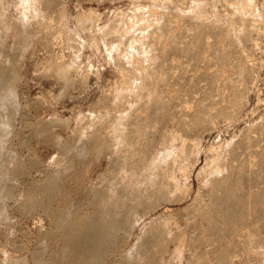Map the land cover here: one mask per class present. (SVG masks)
Wrapping results in <instances>:
<instances>
[{
    "label": "bare ground",
    "instance_id": "obj_1",
    "mask_svg": "<svg viewBox=\"0 0 264 264\" xmlns=\"http://www.w3.org/2000/svg\"><path fill=\"white\" fill-rule=\"evenodd\" d=\"M60 1L43 0V7L39 6L40 12L35 11L39 12L38 18L42 14L44 17L42 16L41 19L47 22L44 35L48 44L57 40L54 30L51 29V22L55 19L53 12L56 13L57 10L58 13L59 10L58 14L65 13L60 7L62 6ZM165 2L170 3V6L160 9L161 13L157 11L162 7L156 6L157 9L153 8L156 11L150 7V11L153 12L144 14L142 12L145 6L139 5L143 10L141 7L132 10L131 7V11L129 9L131 14L128 13L129 16L127 14L126 22L122 18L126 24L120 22L121 19L113 18L114 21L106 25L105 31L109 37L107 43L110 41L111 45L113 44L112 47L107 46L111 47L110 57L113 56L111 61L113 64L118 62H116L118 65L115 64L119 68L114 65L119 69L117 71L121 72L124 82L121 79L123 83L120 86L115 85L117 89L113 91L114 93L111 88L107 89L110 90L107 93L103 90L105 93H101L102 96L99 92L100 98L97 99L98 101L95 100V103L97 101L95 121L91 123L93 128H89V131L92 129L91 133L86 132L84 126L86 124L78 123L77 129L69 134L68 142L64 143L60 136L53 141L58 150L55 154H60L57 157L61 159L71 153L84 157L85 151L93 148L94 150L96 148L97 154L102 150V155L108 153L105 160L109 166L107 170L112 176H109L111 179L105 181L104 179L107 178L105 177L96 184L82 187V201L78 200L79 202L74 203L77 197L74 193L83 184L75 183L76 187H74L71 181L72 175H69L70 177L62 175L61 169L64 168L56 167L61 164L62 160L59 158L60 162L56 158L58 164L55 162L54 168L47 165V168L50 166L47 169L42 165L43 169H38L40 172H34L35 174L30 176L32 180L29 181V186L27 184L29 194L24 202H28L26 204L30 209L42 207L43 212H49L53 217L50 224L61 232L56 233L57 236L52 234L59 239V244L58 246L55 244V248L51 249L50 254L48 253L49 261L44 262L45 258L42 259L44 254H40L41 250L44 252L47 249L43 251L37 248V251H40H33L36 252L35 258L33 257L34 263L106 264L108 261L117 260L120 264H160L172 244L182 247L184 240H187L185 236L181 237L180 231L177 233L171 231L172 226L169 223L173 211L165 214L173 209L166 206L168 203H182L192 197L193 190L190 188L193 184L190 181L192 175H195L199 183L196 190L198 192L196 195L193 194L194 198L189 208L183 206L184 212L188 210L186 216L183 213L185 216L183 222L182 215L181 219L180 215L177 216L178 221L180 219L183 225L180 229H194L199 232L200 235L196 237L190 236L192 237L190 243H194L192 244L194 248L209 245L213 249L204 252L202 250V254L193 251L195 253L193 257L200 259L202 257L205 260V257L211 253L214 254L213 258L205 260V264H234V251L239 248L237 247L240 245L239 237L244 234L239 229H260L258 227H261L260 223L264 221V110L260 111L262 113L258 116L256 112L261 109H258L260 103L264 102L263 96L261 97L263 91L259 87V82H264V16L258 8L259 2L258 0H191V4L189 3L187 7L186 0H165ZM261 5L264 11V2ZM138 10L141 12L138 13ZM118 12L120 15V11ZM4 16L3 6L0 4V50L7 46L3 35L10 30L4 23ZM81 17L89 22L93 21V19L90 21L91 13L83 14ZM78 18L80 21V17ZM28 23L26 22L27 25ZM23 25L24 23L18 25V40L29 33L25 29L23 31L25 28ZM32 26L35 28L36 25ZM28 27L26 26V29ZM32 30L30 29L31 34L34 32ZM136 30L141 32L138 37L146 45H144L145 49L142 45V49L144 53L149 54L151 62L148 61V57L145 58L147 55L144 53L142 55L145 61L141 58L144 62L129 59L123 54L125 48L120 46L128 45L129 49L131 40L136 37L137 33L134 34ZM35 31L37 33L38 30ZM24 32L26 35L22 36ZM137 41L134 43H138ZM16 43L18 45L19 41ZM45 43L44 40V45ZM48 46L46 45L49 49ZM46 47L43 46L44 49ZM110 50L107 48L106 51ZM14 51L18 53L13 49ZM127 51L125 50L126 54ZM132 56L136 57V55ZM125 58L129 59L125 60L129 64L127 66L125 62L126 68L123 63ZM56 69L60 70V68ZM10 70L9 72L12 73ZM12 75L16 76L13 73ZM12 75H4L3 86H0V218L5 211L2 209L3 203L5 199L10 198L8 192H11L8 191L6 180L11 179L7 174L13 169L9 170L6 164L12 166L14 161L19 160L17 164L22 162L23 165L27 162V166L34 165L30 160V154L17 152L14 138L12 140L10 138L11 131L15 130L13 122L16 123L13 121V115L15 113L18 115L19 111V105L14 99L18 95L15 94L16 88L12 87L15 83ZM11 82H14L13 85ZM253 95L256 96L254 98L257 99V103L249 113L247 108ZM39 98H42V95ZM36 125L39 127V124ZM212 133H217V142L202 146V141L206 137L208 139ZM82 135H86L85 139ZM18 139L17 141L20 142L21 138ZM79 142L82 144L79 145ZM102 155L100 153V156ZM72 159L69 162H72ZM68 166L70 165L66 167ZM4 167L9 172L5 171ZM20 168L16 165L18 170L13 172V177L24 169V167ZM21 173L23 174L24 171ZM17 177L19 178L20 175ZM99 177L101 178V174ZM7 181L12 182L13 178L12 181ZM3 183L7 185L4 186ZM12 184L15 185L14 183L10 185ZM11 187L10 190H14V187ZM13 194L11 193V197L14 196ZM39 194L41 197L39 196L38 199L44 198L47 203L37 199ZM28 205L22 207L28 211ZM161 207H165L163 216L160 214L163 221L161 223L159 221V225L156 223V227L145 224L144 219L154 215ZM177 217L175 216L174 219ZM172 221L176 222L177 219ZM181 223H178V226ZM175 224L177 226V222ZM133 229H139L141 233L136 236ZM201 234L202 238H200ZM134 235L136 237L132 246ZM192 245L188 247L192 249ZM246 248L251 249L248 245ZM11 259L5 263L22 264L23 261L19 263L17 259ZM202 261L200 264L203 263ZM188 263L190 264L189 261Z\"/></svg>",
    "mask_w": 264,
    "mask_h": 264
},
{
    "label": "rangeland",
    "instance_id": "obj_2",
    "mask_svg": "<svg viewBox=\"0 0 264 264\" xmlns=\"http://www.w3.org/2000/svg\"><path fill=\"white\" fill-rule=\"evenodd\" d=\"M37 1L38 0H0V4L3 6V10H4V14H5V16H4L5 22L4 23H5V25H8L9 29H10L6 33H4V35H3L4 36L3 39L6 40L7 46L5 48H3L2 50H0V65H1L0 66V79H1L0 86H3L2 80H3L4 75H8V74L12 75V73H13L16 75L15 77H17V78H15V77H13L14 75H12V78H14L13 80L16 84L14 82H11V84L13 85V83H14L15 86L13 85L12 87L16 88L15 94L18 96L14 97V99H15L16 104L19 105L18 106L19 111L17 112L18 115H16V113L14 114L15 116L13 115V121H16V123L13 122L15 125V127H14V125H13V127L15 128L16 131L13 128L14 131H11L12 136L10 138H11V140L14 138L13 140L15 142V149H17L16 150L17 152H19L21 154L22 153H24V154L29 153L30 154V156H31L30 160H31V162L33 161V163H34L33 166L35 168L34 169L33 166H30V165L27 166V164H26L27 162L26 163L23 162L26 164L27 167L25 166V164L22 165V162L17 164V162H19V160L17 162L14 161V164H11L12 166L14 165L13 168H12V166H10V164H8L9 167L6 164V167L9 170L13 169L10 171V174L9 173L7 174V176L10 175L9 177L11 179H9V178L8 179L6 178V179L12 181V178H13V181L9 182L6 180L8 185L3 183L4 186L7 185V187H9V189L8 188L7 189H8V191H11V192H8L10 195L7 194L10 196V198L7 196L8 198L6 197L7 199H5V202L3 201L4 202L3 205L5 207L3 206L2 209H5V211L3 212L4 214H1V215H3L2 218H0V264L8 262L7 260H9L10 258H12L11 260L17 259L19 263L23 260L21 262L22 264H39V263H34L35 260H33V257L35 258V253L39 252L41 249H43V251L45 249H47L46 251H44L47 254L42 252V250L40 251V254L41 253L44 254V256L41 255L42 259L45 258L44 262H47V261H49L48 256H50V255H48V253L50 254L51 249L53 250L55 248L54 247L55 244H56V246H58L57 244H59V241H58L59 239L55 236H52V234L54 235L56 233H61L59 231L60 229L56 230L53 228L54 226L52 224H50L52 222L51 218H53L52 215L47 211L43 212L44 210H42L43 209L42 207H40V208L35 207L36 209L35 208L30 209L29 205L26 204L27 201L25 200L26 202H24L25 197L29 194V191H27V189H28L27 184L29 186V184L32 180L31 177L35 173H38L37 171L40 172V170H42L43 167L47 168L48 167L47 165H50V166L56 165L54 163L57 162V159L59 158L57 156L58 155L60 156V154H58V155L55 154V153H58V150H57L56 146L54 145V142H53L54 139L55 138L58 139V137L60 136L61 140L64 143L68 142L70 139L69 136L74 131V129H77L76 127L78 126V123H79V125H80V123H81V125L86 124V125H84L86 132L91 133L90 131H92V129H90V131H89V128L92 125L91 123L95 121V113H96L95 111L97 110L95 108V106L97 105L96 104L98 101L97 99L100 98V97H98L99 92L101 95V93H105V92L107 93V91L110 92V90H107V89L111 88L112 93H114L115 90L117 89L115 87L118 85L120 86L124 82V80H123L124 78L122 77L121 72L117 71L119 69L115 68V65L118 62L115 60V58H114V62L115 61L117 62V63L115 62L116 64L114 63L115 65L113 64V61H111V58L113 60V56L110 57V55H111L110 48L112 47L113 44L111 45L112 42H110V41H109V43H107L108 42L107 39H109V37L106 35L105 27L110 25L112 20L114 21L113 18H116V19L118 18L121 20L124 19L126 22V19H128V16L131 14L129 12V9L131 11V7H132V10H136L134 8L145 6L144 10L142 7H141V9L144 11L142 13L147 14L150 12L152 13L153 10H155L153 8H156V6H157V8L162 7V8L158 9L157 12H159V13H161L160 9L163 10V7L165 8L166 6H170V3H166L165 0H63L65 2H62V0H61L60 2H61L62 6H60V7L63 8V11L65 10L64 11L65 13L64 14L62 13L63 15H60V14H58L59 10H58V13H57V10H55L56 13L53 12L55 15H53V13H51L53 15V17L55 18V19L53 18L54 20L51 22V29H52V31L54 30V33H55V36L57 37L56 38L57 40H54L52 42V44H48V42L45 39V35H44V30H46L44 28L47 26V22L44 19H41V17L43 16L41 13H40L41 14L40 18H38L39 17L38 13L40 12L41 8L43 7V3H42L43 0L38 1V2L41 1V3H42V4L40 3L41 5L38 4ZM157 1H158V3H157ZM186 1H187V3L185 5L187 7L191 4V2H190L191 0H186ZM30 2H31V4H29ZM33 2L35 3V5H33ZM258 2H259L258 5L260 6V7L258 6V8L260 11L263 12L262 14L264 16V11H263L262 5H261V3L264 2V0L263 1L258 0ZM162 4H164V5H162ZM135 5H138V6H135ZM139 5H141V6H139ZM31 7H33V8H31ZM150 7H152V9H153L152 11H150L151 10ZM146 8H149V9L147 10ZM35 11H39V12H35ZM118 11H120L121 16L118 14L119 13ZM138 11H137L138 13L141 12V10H138ZM87 13H91L92 18H90V21H91V19H93L92 22H89L86 19H81L82 18L81 16L83 14H87ZM128 13H130V14H128ZM117 14L121 18L118 17ZM127 14H128V16H127ZM29 16H31L32 18ZM57 16H59V17H57ZM115 16H117V17H115ZM124 16H125V18H124ZM60 17H62V18L60 19ZM78 17H80V19H81L80 21H82L81 23H80ZM36 18L38 20H36ZM39 19L41 21H39ZM56 19H58V20H56ZM29 20H31L32 22H30ZM33 20L34 21L36 20L35 21L36 24L33 23L34 22ZM43 20H44V23L42 24ZM60 20L61 21L63 20V21L61 22ZM121 20H120V22L123 23L124 20L123 21H121ZM28 21H29V23H28ZM26 22L28 23L29 27L26 24ZM39 22L42 25L39 24ZM86 22H87V24H86ZM23 23L25 25V28H23V31L25 29V31L29 32L30 34L28 33L27 36H25L26 32H24V34L22 33L23 34L22 36H25V37H21L20 40H18L19 37L17 36V34L19 33V30L17 28H18L19 24H23ZM30 23L32 25L34 24V26L36 25L35 28L32 25L30 26ZM263 24H264V22H263ZM24 25H23V27H24ZM26 26L29 29L28 28L26 29ZM40 28H42L43 31ZM30 29L31 30L33 29L32 32L34 31L33 33H35V34L32 33L33 36L31 34ZM35 30H38L37 31V33L39 32L38 35H37ZM136 31L134 33V34L137 33L136 37L134 36L135 38H133L131 40V43H130L131 45H129V49L127 48L128 45L127 46L126 45L120 46L122 48H125V49H123L124 50L123 54H125L126 57L128 56L129 59L132 58V59L138 60V61L139 60L142 61L141 58H144L143 55L146 54L147 56H145V58L148 57V59H149L148 61L151 62V59L149 58V54L144 53V49H145L146 45L138 37V35L139 36L141 35V32L138 30H136ZM103 32H105V33H103ZM39 34H40V36H39ZM27 40H28L30 45L27 43ZM44 40H45V42H46L45 44L47 46L51 45V46H48L51 52L48 51L49 49L46 47V45H44ZM137 40H139L140 42ZM17 41H19L20 44L18 43V45H17V43H16ZM55 41L58 43H56ZM135 41H137L139 44L136 43L137 44L136 45L134 43ZM54 42H55V44H54ZM141 42H142V44H141ZM15 45L18 46V49H16L17 46L14 48ZM27 45H29L28 48H27ZM42 45L45 46L47 48V50H45L46 48L44 49ZM142 45L143 46L145 45L144 49H142L143 48ZM107 46H111V47H107ZM130 46H132V48H134V49L136 48L138 50H136V49H135L136 51L132 50V48ZM107 48H108V50H110V51H108V52H110V54L106 51ZM13 49L18 51V53L14 51L17 54V56L14 54ZM125 50L126 51L128 50L127 54H126ZM141 50H143V51H141ZM130 52H133L132 55H136V57L135 56L133 57ZM12 53H13V55H11ZM61 53H62V56H61ZM139 56H140V58L138 59ZM13 57H14V59H13ZM50 58L52 59V61H50L51 60ZM128 58L127 59L125 58L123 60L124 65L126 62L125 60H127V61L129 60ZM145 58L143 59L144 61H145ZM144 61H142V62H144ZM148 61H146V62H148ZM127 63L128 62H126V65L128 66L129 64H127ZM126 65L124 66L125 68H126ZM56 68H60V70L58 69L59 70L58 71ZM10 69H12V70H10ZM9 70L12 71V73L9 72ZM57 79H59V80H57ZM121 79L123 82L121 81ZM261 86H263V87H261ZM259 87L262 88L263 92H261V97L263 96L262 98H264V89H263L264 88V82L263 81H261V83L259 82ZM105 88H106V90H105ZM41 95H42V98H39ZM254 97H256V96L253 95V98H252V100L254 99L253 103L251 100V103L248 106L249 109L247 108L248 112L252 109V107L256 106L255 104L257 103V101H256L257 99ZM17 99H19V100H17ZM95 100H97L96 103H95ZM20 102H21V104H20ZM263 104H264V102L260 103L258 109H260V108L261 109L259 110V112L258 111L256 112L257 116L263 112V110H264ZM260 111H262V112H260ZM24 114H25V116H24ZM20 115L23 117H21ZM79 117L81 119H79ZM24 118H26V119H24ZM49 120L52 122V124H50L51 122H49ZM54 120H55V122H54ZM22 121H24V122H22ZM86 122L88 123V125ZM46 123L48 124L47 126H46ZM36 124H39V127ZM91 128H93V126ZM25 129H27V130H25ZM17 130H18V132H17ZM19 130H21V132ZM32 130H34V131H32ZM41 130H42V132H41ZM30 131H32V132H30ZM84 133H85V131H84ZM87 133H85V134L87 135ZM20 134H21V136H20ZM26 134H28L29 136ZM42 134H43V136H42ZM17 135L19 137H17ZM216 135H217V133H212V135L210 137H208L209 140L206 137L204 139V141H202V144H203L202 146H207L213 142H217V136ZM82 136H83V139H85V136L84 135H82ZM28 137H30V138H28ZM40 137H42V138H40ZM18 138H21L20 142L22 144L17 141ZM29 139H31V140L29 141ZM36 139H37V141H36ZM83 141L84 140H82L81 142L83 143ZM81 142H79V145L82 144ZM88 149H90V148H88ZM53 150H55V151H53ZM29 151H31V153ZM102 152H103V150H102ZM102 152L99 151V153H98L99 155H98L96 153V148H95V150L93 148L90 150H86L84 153L85 156L83 155L84 157H81V156L78 157V155H76V153H71L70 155H68L65 158H62V159L59 158L62 161L64 160V162H62V161L60 162V160L58 159L61 164L59 165L57 162L58 166H56V167L59 168V166H60V168H64V170L66 169L65 170L66 172H64V170L61 169V171H63L62 175H64V177H70L72 175L73 177L71 176V179H73V180H71V181L73 183L72 182L71 183L73 184L74 187H76L75 185L79 182L81 184H83V185H80V187H79L81 190L77 189V191H75L77 194L74 193L75 196L77 195L74 203L82 201V198H83L82 197L83 196V193H82L83 188L82 187H89L93 183L96 184L97 182L100 181V179L102 180V178L104 179L105 177H107L104 179L105 181H107L108 179H111V178H109V176H111V174L107 170V167H109V166H107L108 164L105 160L108 153L106 152L107 154L102 155ZM100 153L102 156H100ZM86 154H88V155H86ZM36 156H37V158H36ZM98 157H100V158L98 159ZM31 158H33V159H31ZM66 158L68 159V161H66L67 160ZM71 159L73 161L69 162V161H71ZM36 160H37V162H35ZM52 160H53V162H52ZM96 160H97V162H96ZM40 161H42V162H40ZM66 164L72 166L73 168L71 167V169H70V166L66 167L67 166ZM16 165L18 166V168L24 167V169H22L24 171L23 174L21 173V172H23L22 170H20L21 168L19 169L20 171H18L21 178L17 177V176H19L17 173L16 174L14 173L15 177H13V172H16L18 170V169H16ZM19 165H20V167H19ZM42 165H45V166L42 167ZM50 166H49V168H50ZM7 168L4 167L3 169L5 171L9 172V170ZM31 168H32V170H31ZM49 168H47V169H49ZM53 168H54V166H53ZM97 168H99V169H97ZM38 169H40V170H38ZM44 170H46V169H44ZM67 170L69 173L67 172ZM100 174H101V178L99 177ZM102 174L104 175V177H102L103 176ZM97 176L99 177L98 180H97V178H98ZM192 176H191L192 179L190 178L191 184L193 182V184L190 186L191 190H193L191 192L192 197L190 198L192 200L189 199L187 201H183L182 203L177 202L175 204L174 203H171V204L168 203V205H166V206L170 207L171 209L173 208V209L172 210L170 209L171 211L167 212L165 215H167L168 213L173 211L174 214L172 213V217L173 216L177 217L180 215L179 218L181 219L183 217L181 219V221L183 222V219L186 216L185 214L186 213L188 214V210L184 212L185 207H183V206H186V209H187V206L189 208V205H192L191 201H193V198H194L193 194L194 195L197 194L198 191L196 192V190H198L197 188L199 187L198 186L199 183H197L198 181L196 180L195 175H192ZM18 179H19V181L22 179L20 181L21 185H20ZM95 180H97V181L95 182ZM9 183L10 184L14 183L16 186L18 184L19 185H18V187H15V185H13V184L10 185ZM11 186L14 187V190L13 189L10 190ZM15 188L16 189L19 188V189L16 191ZM24 189H25V191H24ZM79 190H80V192H78ZM199 191H201V190L199 189ZM11 193L12 194L14 193L13 195L17 198H15L14 196L11 197ZM80 193H82V195ZM79 195H81V196H79ZM39 196H40V194L37 195V199ZM11 198H13L12 200H14V201H12ZM8 199L10 200V202ZM6 200H8V201H6ZM38 200L40 201L41 198ZM42 200H44V198H42ZM42 200H41L42 203L46 202V200H44V201H42ZM23 203H25V204H23ZM25 205H28V208H29V209L27 208L28 211L26 210V208H23ZM174 207H176V208H174ZM181 207L183 209H180ZM164 212H165V207H161V209L157 210L154 213V215L152 214L151 216H148L147 219L145 218L144 223L145 224L148 223L149 225L151 224L152 227H153V225H154V227H156L157 225H159V223H161L163 221V220H161L160 216L161 215L163 216ZM1 213H2V210H1ZM183 213L185 216H183ZM181 215H182V217H181ZM159 217H160V219H159ZM172 217H171L170 223H169L170 226H172V227L169 226L171 228V231L173 230L172 232H175V233H177V231H180L179 233H180L181 237L185 236V239H187V240L186 241L184 240V243L182 246L183 248L179 247L178 244H175V245L172 244L169 247V250H168L169 253L166 252V254L164 256V260L162 262H160V264H162V263L163 264H183V263L189 264L188 261L190 262V264H192L191 262L193 260H194L193 261L194 264H200V262L202 260H204V258L202 259V257H201V259H200V257H196V256L193 257V253L198 252L199 254L200 253L202 254V250L204 252L205 250L209 249L211 251L213 249L211 248V246L209 247V245L194 248V246L192 245L194 243H190V240L192 239V237H196L197 235H200L199 232L194 230V229H185V230L180 229L181 225H182V223L180 222V219L178 221V217L175 219H174V217L173 218ZM172 219L173 220L177 219V221H176L177 226L175 224L176 222L172 221ZM149 220L152 221L154 224H152V222H150ZM145 221H147V222H145ZM40 222L41 223L43 222V224H41ZM263 222L260 223L261 227L260 226L258 227L260 229H239V230H241V233L242 234L244 233L245 235L243 234V236L239 237L240 238L239 239L240 245L237 246L239 248H236V250L234 251L235 253L233 252L235 255V256L233 255L235 258L234 264H262V263H264V225H263L264 223ZM156 223H157V225L155 226ZM178 223H181L180 226H178L179 225ZM173 224L175 226H173ZM182 227H183V225H182ZM133 230H135L134 234L136 236H138L141 233V230H139V229H133ZM133 230H132V232H134ZM168 230H170V229H168ZM174 230H176V231H174ZM188 230H190V232ZM57 231H59V232H57ZM186 231H188V232H186ZM184 233L185 234L188 233V234L184 235ZM135 235H134V238L132 240L133 242L131 243L132 246L134 245V242H135V237H136ZM56 236H57V234H56ZM190 236H192V237H190ZM52 237H54L56 239L54 240ZM202 237H203V235L200 238H202ZM245 244H247L248 247H251V249L250 250L247 249L246 248L247 245H245ZM190 245H192L191 246V248L193 247L192 249L189 248ZM205 247H206V249H205ZM37 248L40 250L37 251ZM188 248H189V250H188ZM35 250H36V252H33ZM190 250L192 253L190 252ZM33 253H34V256H32ZM177 253L180 255L177 256L178 255ZM213 256H214V254L209 253L208 256L205 257L206 258L205 260L213 258ZM185 258H187V260ZM205 260L202 261L203 263H201V264H205ZM112 261H114V262H112ZM112 261H108L107 263L108 264H113V263L114 264H120L117 260H112ZM5 264H7V263H5Z\"/></svg>",
    "mask_w": 264,
    "mask_h": 264
}]
</instances>
